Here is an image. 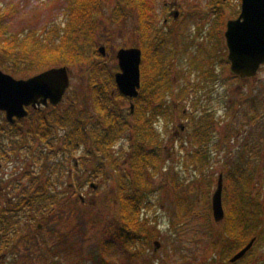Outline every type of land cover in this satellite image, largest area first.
Listing matches in <instances>:
<instances>
[{"label": "trees", "instance_id": "trees-1", "mask_svg": "<svg viewBox=\"0 0 264 264\" xmlns=\"http://www.w3.org/2000/svg\"><path fill=\"white\" fill-rule=\"evenodd\" d=\"M67 2L63 26H50L41 33L26 30L21 35L13 36L10 41L3 38L0 30V66L6 69L7 73L20 74V76L26 74L25 72L36 74L54 66L69 67L82 63L89 59L91 53L99 57L95 37L104 14V0H67ZM155 10L153 0H114L110 12V20L116 25L122 24L132 14L136 18L134 30L138 36L137 45L142 50L141 88L138 97L131 99L134 101L132 114L130 108L126 112L127 110L114 104V99H127L118 91L113 78L112 72L117 66L113 68L114 70L108 71V75L102 77L100 82L101 76L97 65L91 62L88 71L91 73L90 82L94 100L92 105L99 114V120L93 126L88 124V110H80L74 104L63 110L58 106L34 110V114L30 112L22 119L20 124L22 128L7 123V134L13 135V138L18 136L12 143L15 145L16 141L20 142L23 149L26 143L30 139V142H33L34 138L45 141L49 152H54L55 148L73 153L81 148L84 149L80 164L75 160L70 167L68 182H62L55 173L50 174L55 172V167L58 168L59 164L54 163L52 170L48 166L45 167L43 177L34 174L29 183L25 181L24 186L22 184V192L17 196L0 197L2 203L0 260L6 258L4 254L7 249L14 250L17 246L18 251L20 250L21 231L29 230L30 235L35 234V245L28 249L30 251H23V258L31 264H59V260L70 256L78 241L82 243L85 219L81 214L87 205L82 190L85 186L91 189V184L98 186L93 182L96 175L88 172L91 164L85 165L87 154L94 157L101 156L95 161L97 171L102 168L111 170L115 181L116 206L108 217L110 227L102 231L103 238L97 253L99 264H113L112 249L118 245H121L122 252L127 254L133 252L135 246L141 243L148 244L157 237L156 229L149 224L146 216L147 201L144 198V190L147 187V173H154L162 159L160 153L162 141L155 128V122L159 118L166 119V116L173 118L174 105H168L163 101L171 87L168 69L170 62L165 61L162 68L158 58V51H162V48L166 50L170 48L169 41L172 38L163 28L164 19L160 23L155 22ZM223 15L224 10L220 9L219 25L223 24ZM0 28H2L1 19ZM154 42L158 44L154 45ZM6 58L14 59L15 68L4 66L3 61ZM206 115L191 119L188 137L191 152L185 156L183 163L202 172L208 165L210 166L212 153L219 156L222 154L224 164L216 176L217 179L220 174L223 177L222 203L225 216L224 229L219 241L225 245L224 262L230 264V257L255 238L252 248L234 264H264V257L253 256L256 246L260 243L264 245L263 205L262 200L255 194L261 190V187L264 190V174L261 178L254 177L252 160L244 159L247 141L243 146L242 144L237 146L236 157L230 154L228 146L229 144L234 146L233 138L237 133L233 136L228 129L226 138L212 140L218 126L214 115ZM23 123L27 125L25 128ZM91 127L96 128L91 129ZM58 130H62L63 133L60 135ZM128 133L131 155L127 164L130 174L124 171L117 158L112 157L113 153L110 150V147L112 148ZM247 152L251 153L253 149H248ZM44 157L47 160V156ZM23 176L28 177V173L25 172ZM58 184L62 188H59ZM208 211L210 215L211 203ZM69 225L71 228H68ZM45 227L48 228L47 238L39 239L38 234H42L41 231ZM23 236H26L25 233ZM217 244L219 243L216 241L213 243V245ZM135 253L131 254L132 258ZM16 254L10 256L11 260L16 258ZM137 254L140 252L138 251ZM77 261V264L84 262L80 257Z\"/></svg>", "mask_w": 264, "mask_h": 264}, {"label": "rangeland", "instance_id": "rangeland-1", "mask_svg": "<svg viewBox=\"0 0 264 264\" xmlns=\"http://www.w3.org/2000/svg\"><path fill=\"white\" fill-rule=\"evenodd\" d=\"M104 2V14L100 19L95 42L98 47L100 45L105 47V54L98 52L99 57H96L91 53L88 60L69 66L70 85L58 105L60 110L66 109L71 104L80 110H88L90 126L99 120V114L92 105L94 100L90 82L91 73L88 71L90 63H96L101 76L100 82L102 77L108 75V71L114 70L113 68L117 66L112 72L114 78L115 72L119 71L115 57L116 50L120 47L138 46V36L134 30L136 26L134 14L126 18L122 24L116 25L110 20L114 0H104ZM153 2L156 7L155 22L160 23L167 18L166 28L172 38L169 41L170 48L167 50L162 48V51H158V58L162 68L165 61L171 62L168 67L171 87L163 101L168 105H174L173 118L166 116V119L159 118L155 122V128L162 141L160 150L162 159L154 173H147V187L144 190V198L147 201L146 216L149 224L156 229L157 237L148 244L141 243L135 246L134 251L131 250L133 252L127 254H124L121 245H118L112 249L113 264H226L225 245L219 241L224 229V219L215 222L211 212L209 215L208 211L216 186V173L222 170L224 157L222 154L219 156L212 153L210 166L208 165L202 172L183 163L185 156L191 152L188 141L191 119L203 115L206 117V114L214 115L218 127L214 132L213 141L226 138L228 129L233 136L237 133L234 138L232 137L234 146L233 144L228 146L230 154L234 157L238 153L237 146L240 144L243 146L247 141L244 159L252 160L253 176L261 178L264 174V68H260L254 78L247 80L229 71L224 32L226 22L238 16L240 0H153ZM67 4V0H0L1 34L10 41L13 36L21 35L26 30L41 33L50 26H63ZM220 9L224 10L222 25L218 24L221 22ZM175 11H178L177 18L173 17ZM217 19L219 22L216 23ZM156 44L158 43L154 42V45ZM3 64L15 68L14 59L6 58ZM0 69L8 72L2 66ZM25 73L21 76L11 75L15 78H28L35 74V72ZM114 100L115 106L122 107L128 112L131 99ZM30 112L35 113L33 109ZM4 122L5 116L0 113V126L4 125ZM26 126L23 123V127ZM20 127L22 128V125ZM58 131L60 135L63 133L62 130ZM129 140L128 133L112 148L110 147L112 157L119 160L128 174L130 173L127 163L131 155ZM30 141L26 143L17 164L19 175L28 173L26 179L22 177L23 186L26 182L29 183L34 174L43 177L45 167L48 166L52 170L54 163L59 164L58 168L55 167V172L49 171L50 174L55 173L62 182H68L70 167L75 160L80 164L84 148L75 153L62 148H55L54 152H49L45 141L39 138ZM248 149H253V152L248 153ZM44 155L47 156V160ZM100 157L89 154L86 156L85 165L91 164L88 172L96 175L93 182L98 186L95 189L85 186L82 190V196L87 203L86 209L81 214L85 219L82 230L83 241L82 243L78 241L70 256L59 260V264H77L79 257L84 261L79 264H99L97 253L103 238L102 231L110 227L108 217L116 206L115 181L111 170L102 168L97 171L95 161ZM8 165L5 180L15 172V169H12L15 163L12 161ZM2 173L3 171L0 172ZM45 174L47 175V172ZM255 194L262 200L263 205L262 187ZM68 228H71V225ZM29 232V230L20 232L19 239H23L19 240L20 250L18 251L17 246L14 250L7 249L5 254L2 253L6 258L0 260L1 264L4 262L31 264L23 258V251H30L28 249L36 242L35 234L30 235ZM41 232L43 233H37L38 238L46 239L48 228L45 227ZM24 233L26 236H23ZM154 241L159 244L156 245ZM215 241L219 244L213 245ZM138 251L140 254L137 256ZM15 253H17L16 258L11 260ZM132 253H135L133 258ZM258 255L264 257L262 243L258 244L253 252L254 257Z\"/></svg>", "mask_w": 264, "mask_h": 264}, {"label": "water", "instance_id": "water-1", "mask_svg": "<svg viewBox=\"0 0 264 264\" xmlns=\"http://www.w3.org/2000/svg\"><path fill=\"white\" fill-rule=\"evenodd\" d=\"M241 11L236 19L226 23L225 39L228 48L227 59L230 72L242 79L254 77L264 64V0H241ZM174 17H178L175 11ZM99 53L105 54L100 46ZM115 57L119 71L114 75L119 92L125 97L136 98L141 85L142 51L139 47L120 48ZM70 85L69 68L51 67L28 78H15L0 69V111L14 123L28 115V107L36 108L59 104ZM131 104V111H133ZM96 188L95 184H91ZM222 175H219L211 198V210L216 222L224 219L222 204ZM264 211V205H263ZM255 238L237 252L230 262H236L250 250ZM157 245V243H156Z\"/></svg>", "mask_w": 264, "mask_h": 264}, {"label": "flooded vegetation", "instance_id": "flooded-vegetation-1", "mask_svg": "<svg viewBox=\"0 0 264 264\" xmlns=\"http://www.w3.org/2000/svg\"><path fill=\"white\" fill-rule=\"evenodd\" d=\"M167 22H168V19L167 18L164 19L163 28L165 30H167L166 28ZM260 68H264V64L260 65L258 71L260 70ZM247 79H251V78H247ZM48 107L49 106H47V108ZM42 108L43 107H37V110L39 111ZM0 113L4 114L3 112H0ZM21 122H22V119H16L13 125H16V128H19L21 126L20 125ZM7 126H8L7 121L5 119L4 125L0 126V140H2L0 141V172L3 171V173L0 174V197L17 196L18 194L22 192V188H23L22 183H21L23 174L19 175L18 168H17V164L20 161V157H21L20 154H22L24 150L23 145L17 141L15 145L12 143L14 139L17 140L18 136H16V138H13V135L11 134L8 135L6 132ZM12 161L15 163V166L12 168L13 170L15 169V172L11 175V177H9V179L5 180L4 176L6 175L5 171L7 170V165L12 163Z\"/></svg>", "mask_w": 264, "mask_h": 264}]
</instances>
